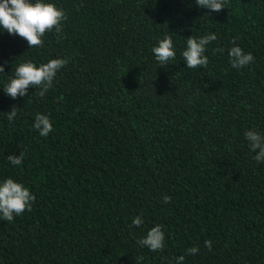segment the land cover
I'll use <instances>...</instances> for the list:
<instances>
[{"label": "trees", "instance_id": "trees-1", "mask_svg": "<svg viewBox=\"0 0 264 264\" xmlns=\"http://www.w3.org/2000/svg\"><path fill=\"white\" fill-rule=\"evenodd\" d=\"M45 2L68 19L43 48L0 29V182L36 196L31 212L0 221V264H264V164L244 136L264 134V0L220 12L196 0ZM209 33L208 66L188 69L187 38ZM165 35L176 59L159 66L151 49ZM233 38L249 66L231 67ZM57 58L69 63L45 97L5 94L20 63ZM38 113L53 124L46 138ZM21 153L20 165L7 160ZM156 225L165 246L152 252L137 241Z\"/></svg>", "mask_w": 264, "mask_h": 264}, {"label": "clouds", "instance_id": "clouds-1", "mask_svg": "<svg viewBox=\"0 0 264 264\" xmlns=\"http://www.w3.org/2000/svg\"><path fill=\"white\" fill-rule=\"evenodd\" d=\"M228 0H196L200 8H207L212 12L222 11ZM68 16L64 9L56 4L45 2V0H0V29L12 36H19L28 42L29 48H43V37L46 33L55 32L57 38L64 28V22ZM217 39L215 33H209L197 38L191 36L186 40V48L182 52V57L188 69L206 68L209 63L208 56L205 55L207 46ZM234 45L229 49L228 55L231 67L240 69L249 66L255 61L251 52L245 53L243 49L236 45V38H233ZM152 53L159 66H167L170 61L176 59V51L172 37L165 35L158 41L157 46L152 47ZM221 49H213V52H220ZM68 58H57L42 63L37 66L31 60L20 63L15 68L14 76L3 87L7 96L12 99L28 96L29 88L37 89L35 92L43 98L53 87L57 73L67 66ZM3 65H0V73H4ZM7 119L11 123L18 114L15 106L7 113ZM33 127L39 132L41 137H47L53 131V124L50 118L44 114H37ZM244 136L248 141L250 149L255 153L253 159L257 164H264V134L255 129L245 131ZM7 160L12 165H20L23 161V154L19 157L15 155L7 156ZM36 196L25 187L9 177L0 182V221L12 222L15 217L23 215L26 211L31 212ZM163 201L171 203V197L165 195ZM144 220L141 216L133 219L132 224L141 226ZM141 247H146L152 252L163 251L165 246V234L160 225L151 227L146 236L137 241ZM204 246L211 251L212 241L206 240ZM199 248L194 246L186 250L187 255H195ZM144 257L138 256L136 264H142ZM176 264H184L185 255L175 258Z\"/></svg>", "mask_w": 264, "mask_h": 264}]
</instances>
